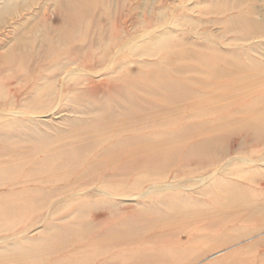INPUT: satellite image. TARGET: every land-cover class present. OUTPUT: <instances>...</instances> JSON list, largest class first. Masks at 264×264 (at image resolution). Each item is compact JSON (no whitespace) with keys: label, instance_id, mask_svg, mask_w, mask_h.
I'll use <instances>...</instances> for the list:
<instances>
[{"label":"bare ground","instance_id":"1","mask_svg":"<svg viewBox=\"0 0 264 264\" xmlns=\"http://www.w3.org/2000/svg\"><path fill=\"white\" fill-rule=\"evenodd\" d=\"M252 2L0 0V264H203L264 236Z\"/></svg>","mask_w":264,"mask_h":264},{"label":"rangeland","instance_id":"2","mask_svg":"<svg viewBox=\"0 0 264 264\" xmlns=\"http://www.w3.org/2000/svg\"><path fill=\"white\" fill-rule=\"evenodd\" d=\"M148 1L153 3L155 0H141V3H144ZM214 2H219L221 0H212ZM178 3L181 4V9L184 13V16H187L193 20H198V21H210L214 20L216 17L211 14H205L203 12V8L208 6V0H178ZM251 6L255 10L254 18L257 21H261L264 27V0H253L251 3ZM182 30H186V26L181 27ZM212 35H220V28L219 26H213L207 28ZM202 36V35H201ZM218 37V36H217ZM195 38L199 39L200 35H196ZM229 38V37H228ZM220 43H227V39H223V41H218ZM249 45L251 46H257L260 47V49L256 52L253 53V57L258 58L259 60H262L263 66L264 67V38H258L256 40H251L248 42ZM94 81H97V79H93ZM54 118V117H53ZM39 119L43 121H50L51 117L50 116H42ZM55 119V120H54ZM53 121H57L58 119L54 118ZM38 229H34L36 231ZM258 230H264V226L261 228H258ZM34 235L36 234L35 232L33 233ZM32 233H30V236H33ZM248 237H243L239 239H233L230 240L229 242H219L216 244H208L209 248L205 249L201 254L203 257L209 255L207 257V261H205L203 264H211V262H217L220 261L222 264L228 263L231 259L237 257L238 255H245L248 253H254L255 258L251 260L253 264L259 263L260 257L264 255V236L261 238H256V239H250L246 240ZM227 247H235L230 249L227 252H221V253H214L218 250H221L223 248ZM236 252V255L234 256L233 253ZM214 253V254H213Z\"/></svg>","mask_w":264,"mask_h":264}]
</instances>
